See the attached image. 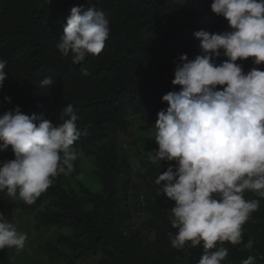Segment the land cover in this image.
Masks as SVG:
<instances>
[{
  "label": "trees",
  "instance_id": "16d2710c",
  "mask_svg": "<svg viewBox=\"0 0 264 264\" xmlns=\"http://www.w3.org/2000/svg\"><path fill=\"white\" fill-rule=\"evenodd\" d=\"M212 0H0V60L6 62V78L0 86V115L19 108L23 114H36L59 123L62 110L71 104L79 117L80 136L73 147L92 164V175L100 185L95 193L79 178L77 164L54 178L53 184L25 212L36 213L45 229H66L72 238L60 237L71 253L69 264L80 258L101 256L97 264H198L202 245L178 251L170 245L175 234L168 216L174 202L158 195L155 179L174 162L153 165L147 152L157 150L146 143V154L132 163L120 153L115 136L129 130V116L149 125L157 113L166 110L163 95L179 91L173 86L175 63L182 54L192 60L200 55L194 33L205 30L222 33L227 21L211 12ZM94 5L109 20L110 33L98 55H88L79 64L65 58L56 47L72 7ZM226 60L215 59L219 64ZM178 62V61H177ZM247 73L251 58L236 61ZM87 70L88 75H83ZM50 77L53 84L41 87ZM219 89V86H218ZM5 97H11L5 102ZM11 147L0 151V163L13 159ZM75 163V162H74ZM140 180L142 193H131L132 168ZM162 186V185H161ZM0 192V193H5ZM246 199H260L246 192ZM148 215L141 232L124 231L131 201ZM254 240L251 250L243 245L225 244L228 255L223 264H242L255 255V264H264V199L258 211L243 225V242ZM0 264H10L0 255Z\"/></svg>",
  "mask_w": 264,
  "mask_h": 264
},
{
  "label": "clouds",
  "instance_id": "9594fccd",
  "mask_svg": "<svg viewBox=\"0 0 264 264\" xmlns=\"http://www.w3.org/2000/svg\"><path fill=\"white\" fill-rule=\"evenodd\" d=\"M210 9L227 21L228 30L194 33L201 54L192 60L182 54L174 61L171 83L180 90L162 97L168 107L157 113L152 127L158 147L147 158L159 166L174 162L155 179L158 195L174 202L167 218L176 230L170 233L171 247L183 251L202 245L198 264H223L226 243L253 248V239L243 242V225L264 199V71L253 67L245 73L236 63L251 58L253 65L264 64V0H212ZM109 33L102 10L72 7L56 47L79 64L102 52ZM221 50L226 60L216 64ZM5 67L0 60V86ZM52 84L50 77L41 81V87ZM78 119L71 104L55 126L19 108L0 115V151L10 146L14 156L0 163V192L32 205L54 178L71 171L80 155L73 147L81 134ZM246 192L260 199H246ZM26 240L0 214V250H23ZM255 260L249 255L242 264Z\"/></svg>",
  "mask_w": 264,
  "mask_h": 264
},
{
  "label": "rangeland",
  "instance_id": "374dc122",
  "mask_svg": "<svg viewBox=\"0 0 264 264\" xmlns=\"http://www.w3.org/2000/svg\"><path fill=\"white\" fill-rule=\"evenodd\" d=\"M131 124L129 130L123 134L115 136V145L120 153L127 155L130 161L143 158L147 152L146 143L155 142V129L153 125L145 124L132 116L128 117ZM80 155L74 164H77L79 178L82 183L95 193H100L101 188L92 173V164L85 157L84 153L77 150ZM132 195L137 197L142 193L140 180L135 176V166L132 165ZM74 166L68 175L74 172ZM25 203L18 199L8 197L6 192L0 193V214H3L17 230L27 236L23 250L15 248H5L0 250V255L6 257L10 264H69L67 257L70 248L59 240L60 237L72 238L71 232L66 229H45L40 226L36 218V213L25 212L22 205ZM148 215L139 207L136 201H131L129 214L123 224L124 231H138L148 240L152 241L154 236L147 233L143 225ZM101 256L80 258L74 264H97Z\"/></svg>",
  "mask_w": 264,
  "mask_h": 264
}]
</instances>
